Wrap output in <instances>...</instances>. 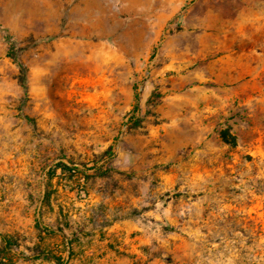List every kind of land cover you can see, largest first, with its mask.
I'll use <instances>...</instances> for the list:
<instances>
[{
  "label": "rangeland",
  "instance_id": "1",
  "mask_svg": "<svg viewBox=\"0 0 264 264\" xmlns=\"http://www.w3.org/2000/svg\"><path fill=\"white\" fill-rule=\"evenodd\" d=\"M0 264H264V0H0Z\"/></svg>",
  "mask_w": 264,
  "mask_h": 264
},
{
  "label": "trees",
  "instance_id": "2",
  "mask_svg": "<svg viewBox=\"0 0 264 264\" xmlns=\"http://www.w3.org/2000/svg\"><path fill=\"white\" fill-rule=\"evenodd\" d=\"M10 58L16 62L18 64V66L20 67V81L21 83H24L25 80H26V69L24 67V65H22L21 63L18 62V57H17V54H16V51H15V47L12 45L10 47ZM135 109H139V106H136ZM222 138L224 140V142H226L227 144L233 146L236 144V140L235 138H231L228 137V133L225 132V133H222Z\"/></svg>",
  "mask_w": 264,
  "mask_h": 264
}]
</instances>
